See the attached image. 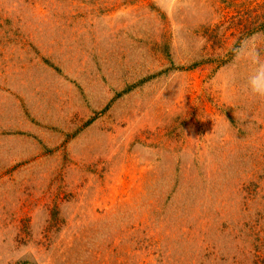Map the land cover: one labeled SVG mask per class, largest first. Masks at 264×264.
Instances as JSON below:
<instances>
[{
	"label": "rangeland",
	"instance_id": "obj_1",
	"mask_svg": "<svg viewBox=\"0 0 264 264\" xmlns=\"http://www.w3.org/2000/svg\"><path fill=\"white\" fill-rule=\"evenodd\" d=\"M257 33L264 0H0V264H264V99L220 83Z\"/></svg>",
	"mask_w": 264,
	"mask_h": 264
},
{
	"label": "clouds",
	"instance_id": "obj_2",
	"mask_svg": "<svg viewBox=\"0 0 264 264\" xmlns=\"http://www.w3.org/2000/svg\"><path fill=\"white\" fill-rule=\"evenodd\" d=\"M160 6V0H156ZM175 12L178 8L187 7L190 0H166ZM165 12L168 9H163ZM244 64L249 66V71L244 77L243 90L248 94L264 99V34H254L242 39L233 49L232 69L227 72L221 84L231 88L238 79V69Z\"/></svg>",
	"mask_w": 264,
	"mask_h": 264
}]
</instances>
